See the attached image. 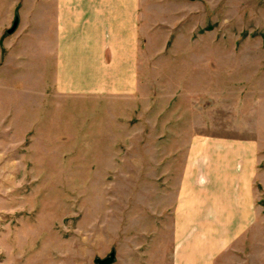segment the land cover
Listing matches in <instances>:
<instances>
[{
	"label": "rangeland",
	"instance_id": "obj_1",
	"mask_svg": "<svg viewBox=\"0 0 264 264\" xmlns=\"http://www.w3.org/2000/svg\"><path fill=\"white\" fill-rule=\"evenodd\" d=\"M49 39L46 0H0V264H172L194 135L258 141L262 220L215 264H264V0L153 3L132 95L58 92Z\"/></svg>",
	"mask_w": 264,
	"mask_h": 264
},
{
	"label": "crops",
	"instance_id": "obj_2",
	"mask_svg": "<svg viewBox=\"0 0 264 264\" xmlns=\"http://www.w3.org/2000/svg\"><path fill=\"white\" fill-rule=\"evenodd\" d=\"M161 0H46L54 85L61 93L132 95L144 18ZM257 140L189 139L171 209L172 264H215L262 220Z\"/></svg>",
	"mask_w": 264,
	"mask_h": 264
},
{
	"label": "water",
	"instance_id": "obj_3",
	"mask_svg": "<svg viewBox=\"0 0 264 264\" xmlns=\"http://www.w3.org/2000/svg\"><path fill=\"white\" fill-rule=\"evenodd\" d=\"M16 26V20L14 21L13 25L11 28L8 29L9 32L13 31ZM115 260V252L111 251L108 256L106 257H96L94 259V262L97 264H111Z\"/></svg>",
	"mask_w": 264,
	"mask_h": 264
}]
</instances>
